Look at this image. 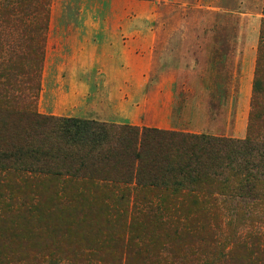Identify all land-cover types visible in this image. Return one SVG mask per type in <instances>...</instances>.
I'll return each instance as SVG.
<instances>
[{"label":"rangeland","instance_id":"obj_1","mask_svg":"<svg viewBox=\"0 0 264 264\" xmlns=\"http://www.w3.org/2000/svg\"><path fill=\"white\" fill-rule=\"evenodd\" d=\"M263 24L264 0H17L13 14L1 11L0 138L23 155L0 183V264H157L164 245L208 262L199 238L176 241L150 223L119 220L106 207L110 193L76 201L79 181L101 183L105 171L93 158L80 170L86 150L61 138L59 122L37 123L76 119L244 142ZM124 186L141 194L136 181ZM9 196L33 215L4 216ZM228 200L221 239L234 228L264 234L263 189L242 209ZM185 208L190 226L212 222Z\"/></svg>","mask_w":264,"mask_h":264},{"label":"trees","instance_id":"obj_2","mask_svg":"<svg viewBox=\"0 0 264 264\" xmlns=\"http://www.w3.org/2000/svg\"><path fill=\"white\" fill-rule=\"evenodd\" d=\"M16 5L17 0H0V12L13 14ZM262 29L251 126L244 142L156 129L114 128L76 119H44L43 123H37L42 126L59 122L61 138L86 150L80 170L89 169L85 164L90 163L89 158L95 160L93 165L98 163L104 169L101 183L79 181L83 188L76 194V201L92 190L110 193L113 197L106 204L107 209L115 212L122 222L129 221L130 227L145 222L170 232L176 241L199 238L201 245L197 251L202 259L211 262L205 264H234L240 256L246 258V264H264V234L234 228L230 240H223L218 220L221 210L230 211L228 199L235 201V209H242L249 201H256L264 190V24ZM4 144L0 138L2 184L22 154L12 147L6 149ZM94 152L95 157L91 155ZM80 174L76 175L82 178ZM110 176L115 178L107 187ZM133 181L141 194L136 195L135 189L124 186ZM8 199L10 202L4 208L8 212L4 216L14 212L33 215L31 207L12 196ZM186 206L212 214V222L198 228L190 226L184 218ZM135 238L139 239L138 235ZM169 246L164 245L155 254L157 264H201L198 260L172 256Z\"/></svg>","mask_w":264,"mask_h":264}]
</instances>
